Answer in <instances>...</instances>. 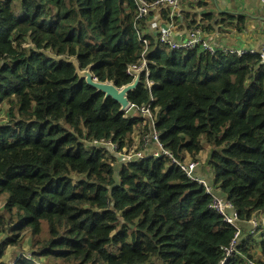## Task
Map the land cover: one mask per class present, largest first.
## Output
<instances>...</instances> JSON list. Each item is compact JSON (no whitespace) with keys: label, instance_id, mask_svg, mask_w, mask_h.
Wrapping results in <instances>:
<instances>
[{"label":"trees","instance_id":"16d2710c","mask_svg":"<svg viewBox=\"0 0 264 264\" xmlns=\"http://www.w3.org/2000/svg\"><path fill=\"white\" fill-rule=\"evenodd\" d=\"M222 16L215 26L238 23L240 30L244 23L241 15ZM160 17L169 22L164 11ZM213 18L193 14L186 26L211 33ZM147 23L136 19L133 0H0V106H7L0 264L23 233L34 252L12 264H220L234 239L235 227L211 209V195L168 158L121 164L93 144L110 139L118 151L132 149L142 119L79 80L65 61L72 57L98 82L121 88L133 80L129 66L144 56L153 86L142 76L128 99L157 110L163 149L185 162L207 148L213 190L242 222L264 213L260 55L237 56L209 41L213 53L171 50ZM258 231L261 258L249 253L244 231L227 264H264V227Z\"/></svg>","mask_w":264,"mask_h":264},{"label":"built area","instance_id":"2783aa9c","mask_svg":"<svg viewBox=\"0 0 264 264\" xmlns=\"http://www.w3.org/2000/svg\"><path fill=\"white\" fill-rule=\"evenodd\" d=\"M183 1L186 0H153V1H146V0H133L136 6V19L137 20H145L147 21L151 16L154 14H161L164 11L167 15L169 20L168 23L165 24L163 28H161L158 32L153 33L155 36L157 35V39L159 43L167 44L169 49L171 50H180V49H191L195 46H200L204 50L213 53L214 48L208 43V39H205V35L203 34L202 30L199 27H192L188 30L186 37L181 40H175L172 38L173 33L175 32L176 26L175 21L178 18H181L180 14V5ZM188 1H196V0H188ZM260 3L264 6V0H260ZM140 39V38H139ZM143 45H147L146 40H141ZM224 51H227L231 54H235L237 56H241L244 53H258L260 55L261 60L264 62V42L260 45L258 50H234V49H227V48H220ZM143 69V74L141 75L144 77L145 87L150 89L153 86V82L149 80V71L147 70L146 59L144 56L140 58V60L134 64L129 66L127 72L128 74L134 78L133 73ZM152 99V98H151ZM133 110L134 113H138V116L142 119V128L145 130L143 131L139 138L143 140L144 149L136 150L132 149H125L123 148L121 151H118L117 144L112 143L109 140H100L94 141L93 144L101 147H105L109 154L114 155L118 159L119 162L122 163H129L131 161L142 160L145 157H153L159 158L161 156H165L171 161V165H175L181 172H183L190 180L197 182L199 185L205 188L206 193L211 195V209L216 212L225 223L228 225L235 227L236 232L234 235V239L232 240L228 249L225 250V258L222 260L220 264H227L233 255L236 252V247L239 244V240H241L244 236L242 233V227L247 225L250 227L248 230V235L252 236L259 234L260 232H256L258 227H261L262 223H264V218H252L247 222H242L237 212L234 210L232 204L227 201L225 198H220L216 195L215 190H213L211 183L207 182L204 179H199L196 175V171L199 168V163L197 161H189V162H179L173 158L168 152H166L160 141L159 137L156 133L154 127V121L156 119L157 110L151 109L150 104L142 105L139 108L134 107L132 104L129 108V111ZM128 111V112H129ZM146 133V136H141ZM141 140V141H142ZM152 144L155 147V151L148 152L147 147ZM12 264V263H10Z\"/></svg>","mask_w":264,"mask_h":264},{"label":"crops","instance_id":"0c3cea01","mask_svg":"<svg viewBox=\"0 0 264 264\" xmlns=\"http://www.w3.org/2000/svg\"><path fill=\"white\" fill-rule=\"evenodd\" d=\"M198 2L201 5L200 7H197ZM180 14L181 23L175 24L176 29L172 36L175 40L181 41L186 37L189 30L186 25L193 14H197L198 18L202 14H212L214 17L211 21L214 27L213 32L203 33L212 46L234 50L256 51L264 42V6L260 3V0H196L194 2L186 0L180 5ZM223 14H231L235 17L241 15L244 20V23L240 24L241 29H237L238 23H234V27L232 25L226 26L223 23L215 26V22L218 23L223 19ZM147 22L148 32L152 34L158 32L166 24L159 14H154ZM139 139L138 136L134 141L138 143ZM147 151L151 153L155 151V147L150 144L147 147ZM207 159L208 157L205 162L200 163L196 175L199 179L211 182L213 180V172L208 166ZM200 160L198 159L199 162ZM242 228L247 232L246 235H248L250 227L248 226L247 228L244 225ZM255 236L253 234L249 237L254 239Z\"/></svg>","mask_w":264,"mask_h":264},{"label":"rangeland","instance_id":"374dc122","mask_svg":"<svg viewBox=\"0 0 264 264\" xmlns=\"http://www.w3.org/2000/svg\"><path fill=\"white\" fill-rule=\"evenodd\" d=\"M6 109H7V106L5 105H1L0 106V122L3 123L6 121ZM128 115H133L134 114V111L133 110H130L128 113ZM145 131L143 128H142V125L141 127H139L137 130L134 131L133 135L131 136V140L133 142V146L131 148H134L136 150H138V146H137V141H134V139L138 136H140V134ZM111 154H109L110 156ZM114 156V155H112ZM208 157V149L206 148L201 154L198 155V159H201L200 162L197 161L200 165V163L202 162H205L206 158ZM191 160L187 159V161L185 162H189ZM119 162V161H118ZM121 164H124L122 162H119ZM117 169V166L115 167V170ZM216 195L220 198H225L223 197L218 191L216 192ZM4 199L3 198H0V214L3 213V207H4ZM253 218L257 219V218H264V213L263 214H255L253 216ZM263 227H264V223L261 224ZM247 228L248 226L245 225ZM243 229V228H242ZM242 233L244 234V231H242ZM261 234V233H260ZM260 234L256 235L254 237V239L250 240V245L248 246V250H249V253L255 258V259H260L261 258V251L259 249V246H258V243L260 241ZM3 234L0 235V239L3 238ZM239 243H240V240H239ZM32 244H33V239L30 237L29 233H23L21 235V238L18 242L17 245H14V246H8L6 251H5V254L4 256L2 257V264H10V263H13L16 259H20L23 255H31L33 254L34 252V249L32 248ZM30 258V257H28ZM35 260L39 261L40 264H43L45 261L44 259H36L34 258Z\"/></svg>","mask_w":264,"mask_h":264},{"label":"water","instance_id":"95a60500","mask_svg":"<svg viewBox=\"0 0 264 264\" xmlns=\"http://www.w3.org/2000/svg\"><path fill=\"white\" fill-rule=\"evenodd\" d=\"M58 60H65V58H58ZM65 61L73 65L75 69V74L78 76L79 80H84V82L89 87L93 88L96 93L103 94V100L110 98L119 105L120 112L126 113L129 111L131 103L128 99V96L129 93L134 91L141 82V75L144 71L143 69L133 73L134 78L130 84L121 88H117L110 82L102 83L95 80L90 69L80 70L76 58L72 57Z\"/></svg>","mask_w":264,"mask_h":264}]
</instances>
